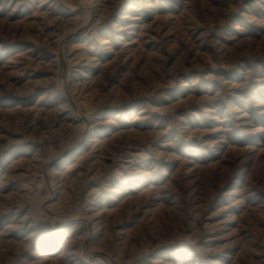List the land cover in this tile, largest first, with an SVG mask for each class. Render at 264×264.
Wrapping results in <instances>:
<instances>
[{"label":"rangeland","instance_id":"obj_1","mask_svg":"<svg viewBox=\"0 0 264 264\" xmlns=\"http://www.w3.org/2000/svg\"><path fill=\"white\" fill-rule=\"evenodd\" d=\"M0 264H264V0H0Z\"/></svg>","mask_w":264,"mask_h":264},{"label":"bare ground","instance_id":"obj_2","mask_svg":"<svg viewBox=\"0 0 264 264\" xmlns=\"http://www.w3.org/2000/svg\"><path fill=\"white\" fill-rule=\"evenodd\" d=\"M101 193L102 192H100L99 190H95V191H93L92 193H91V200L93 201V200H96V199H98V198H100L101 197Z\"/></svg>","mask_w":264,"mask_h":264}]
</instances>
